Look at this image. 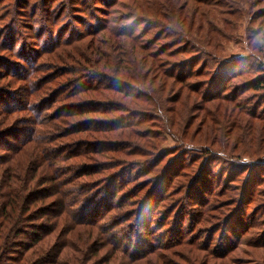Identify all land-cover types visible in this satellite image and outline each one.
<instances>
[{
	"label": "trees",
	"instance_id": "1",
	"mask_svg": "<svg viewBox=\"0 0 264 264\" xmlns=\"http://www.w3.org/2000/svg\"><path fill=\"white\" fill-rule=\"evenodd\" d=\"M39 1L40 12L46 11L47 7L44 6L48 0ZM72 1L77 6L73 9H82L79 8L81 4L78 0ZM88 1L83 2L85 7H89ZM96 1L101 6H106L108 3L111 6H116L118 0ZM192 1L202 4L201 0ZM1 2H5V0ZM8 3L15 15L21 18V23H12V25L18 27L22 32L13 30L19 36L18 41L9 36H7L8 38L0 37V55L6 53L8 57L0 62V69L4 71V73L0 72V80L8 79V83L3 84L6 87L12 85V82L21 83L22 85H19L18 89L21 90V94L23 93L25 105L16 109L8 107V98L0 96V117L7 118L18 113L17 111L23 110L26 111L29 118L23 120L19 130L16 126L11 128L13 124L7 126L3 133L0 129V149L3 148L0 154V264L55 263L53 259L40 258V255L35 254V251L25 254L31 249V246L40 241L41 237L38 234H33L28 241L24 238L22 241L16 242V236L23 235V231L27 228L29 221L26 218L34 219L32 216H23L22 214L28 213L27 205L31 200L29 198L30 195H35V191L30 188L33 180H27L20 173L18 176H14L15 172L11 165L15 162L14 157L29 146H32L30 149L35 151V160L29 166L31 173L36 174L34 165L38 169L41 167L48 169L50 174H46V176L44 174L41 177V179L44 178V182L38 186L51 185V191L48 194L58 197L51 209H59L60 213H58L65 215L68 220L71 219L75 222L77 221L75 218L80 214L86 217L79 220V222H83V225L98 224V221L103 220L105 214L102 216L100 213L98 218H88L92 210L87 211L97 203L96 198L89 196V193L94 190V185L99 182L101 187L104 186L102 198H104L105 213L124 209L123 214L118 217L123 219L125 227L121 230L124 233L115 232L114 229L109 230L117 222V218L111 221L107 227L104 226L105 223H102L101 228L104 232L107 230L106 236L111 246L114 247L113 249L129 261L137 262L144 259L155 254L158 248L169 250L184 237H186L188 245L196 246L199 251L208 256L224 260L236 249L233 247L242 238L252 233L253 229L255 231L261 229L258 226L260 222L256 220L259 215L264 214V209L257 206L251 213L254 221L250 220L248 226L244 228L228 229L229 218L225 219L222 213L219 215L220 218H216L212 223L208 222L213 212L231 205L223 204L224 202L212 204L216 195L211 191L207 194L210 200L203 197L192 199L189 196L196 183H202L212 176L213 171L207 167L209 166L208 160L204 159L200 163L202 158H193V160L180 163L179 160L185 157V154L182 153L186 151L176 150V148H174V152L170 149L147 153V148L150 146H152V151L159 149L156 142L161 143L159 133H162L164 129L167 128L170 131L176 127L180 128L178 124L182 122V118L187 112L186 109L182 113V107L186 105H183L182 99L180 100L181 96L169 98L170 101L164 100L160 92L156 88H151L147 82L154 81L152 80L155 78L154 72L163 79L177 83L190 93L200 96V104L221 102L229 105L230 108H226L228 111H223L228 115L224 129L220 125L221 121L216 112L204 111L202 119L207 122L206 137L209 138L210 144L216 142L215 139L218 142L221 140L226 146L230 145L235 150L239 148L240 153L249 154L257 145H259L257 149L264 148L262 146L264 145V115L257 114L256 109L248 105V100L239 98L238 93L264 92V74L252 78L253 80L248 79L249 81L241 82V79L251 71L253 73L264 72V66L239 59L226 60L217 55L216 48L203 46L200 48L182 30L177 28L178 31H176L172 30L170 26L169 28L157 25L153 16L146 14L145 6L138 4L136 7L135 5L130 6L132 12L117 14L109 22H105V20L99 23L95 18L93 22L86 25L79 23L80 32L72 35L73 38L60 39L41 51L30 48L31 54L27 56L26 51L21 48L17 50V44L23 43L24 37L28 40H36L43 35V31H34V23L26 24L24 22L29 19V0H8ZM65 6L64 3H61L60 8L65 9ZM146 6V9L152 7L151 5ZM119 7L122 8V4H119ZM227 12L233 13V15L238 13V11L231 12L229 10ZM52 15L53 13H51ZM51 16H48V13L43 15L48 29L53 31L50 28L55 27L54 23H57L59 19ZM89 17H93V15H89ZM158 27L160 29L157 30ZM82 31L84 33H81ZM86 37L88 39L96 37L105 39L79 53L66 51ZM156 42H160V44L154 47ZM128 44L131 48L139 51L135 54V59L128 60L132 66L131 70L121 63L122 55H126L122 49L129 51ZM61 49L66 52L64 55H57L56 53ZM43 50H47L48 55H57L56 60L59 61L57 65L60 66L55 65V68H50V72L47 67L43 70L38 68V59L42 57ZM107 51H117L119 54L116 55V60L111 56L107 58ZM200 55L204 56L203 60H200ZM182 56L185 58L179 60ZM118 57L120 58L117 59ZM252 66L256 67L252 68ZM144 67H146V71L143 70ZM38 71H41V75H49L34 80V74ZM151 71L152 75L149 77ZM194 80L201 81L192 83ZM48 92H51V95L41 103V97L46 93L48 95ZM31 98L33 101H30ZM88 98H94L97 101L88 100ZM262 98H264V94H262ZM26 102L32 103V105L27 106ZM53 103L57 105L54 106L53 112L45 114L46 109L51 108ZM167 103L170 105L168 106ZM106 117L112 118L106 119ZM140 124L142 129L138 128ZM187 124L188 119L185 128ZM38 125L46 129L40 134L41 139L36 136ZM162 126L164 129L161 128ZM153 128L156 129L151 131ZM132 130L136 136L137 134L145 136L137 141L129 140L134 136ZM119 131L127 132L124 135H127L129 142L98 141L94 143L95 141H92L93 139L88 136V134L100 133V135H104L102 138L105 139L107 134L117 132L119 133L117 137H123L120 134L122 132ZM52 132L56 134L50 140L49 135ZM10 134H14V138L19 139V142L17 144H1L2 138ZM80 134L86 135L87 138H77L79 140H72L73 143H59V141L68 140L70 137ZM182 134L185 136V132ZM55 141L58 142L53 143ZM176 141L183 142L182 137L177 138ZM26 151L25 154L30 152V150ZM212 151L211 149L204 150L203 155L214 156L215 153ZM106 153L120 158L137 157L142 161L115 158V160L104 162H95L91 159V163H85L90 161L88 156L93 154L104 156ZM44 155H46L45 158H43ZM71 158H83L86 161L76 166L71 164V168L67 171L56 166L58 163H69ZM226 159L238 158L228 155ZM183 172L192 174L189 177L190 186L187 188L189 193L184 197V200H190L189 203L183 205L178 203L179 200L170 201L166 206H162V217L159 223L154 222L153 224V219H155L153 212L161 206L164 202L163 199L167 196L160 191L162 189L159 187L161 179L167 178L162 185L168 190L174 181L181 179L184 175ZM239 175H243V172ZM97 177L99 178L96 179ZM237 177L229 178L228 176L225 178L222 188L216 191L219 199L227 197V200L224 201L228 203V201L234 200L237 204L247 197L243 187L241 192L233 188ZM220 179L222 178L220 177ZM62 187H66V191L62 190ZM232 191H235L236 195L227 196V193L232 194ZM257 198L262 200L264 194L255 199L251 197L248 203L253 204ZM116 199L117 202L112 204ZM34 200L35 198L32 201ZM150 203L153 204V207L148 209L145 215V209L151 205ZM187 211L189 218L185 220V216H180L182 215L180 213ZM96 212L99 213V211ZM39 213V215H43L51 212L42 209ZM170 215L174 216L172 229L175 224L182 227L185 222L187 223V228L183 232L179 230L180 234H184L182 239L176 238L173 242L171 241V244V242H162L163 237L147 238L153 235L151 228L161 227L164 219ZM207 226L208 228H205ZM250 227H252L251 231H249ZM27 237H29V233H27ZM259 237L261 240L253 242L252 238L250 241L254 245L264 248V235H259Z\"/></svg>",
	"mask_w": 264,
	"mask_h": 264
},
{
	"label": "rangeland",
	"instance_id": "2",
	"mask_svg": "<svg viewBox=\"0 0 264 264\" xmlns=\"http://www.w3.org/2000/svg\"><path fill=\"white\" fill-rule=\"evenodd\" d=\"M1 1L2 0H0V37L9 36L10 38H14L16 41H18L19 36L17 33H14L13 30H16L20 33L22 31L18 27H14L12 23H21V18L16 16L12 8L9 7L10 5L8 0H5V2ZM78 1L81 4L79 8L82 9H73L77 6L72 0H48L44 6L45 8L47 7V10L40 12V1L29 0V19L28 21L24 22L26 24L34 23L33 30H37L38 32L43 31V35L36 40H28L24 37L25 41L23 43L17 44V50L21 48L22 50L26 51V55L28 56L31 54V49H40L41 51V49L50 46L52 43L59 41L60 39L67 40L68 38H73L74 36L72 35L80 32V27L78 25L79 23L80 25H86L90 22H93L95 18L99 23L104 22L105 20V22H109V20L111 21L115 16H117V14L132 12L130 6L133 7V5H135L136 7V4H138L145 6L146 14H148V16H153L152 18L157 22V25L162 27L170 26L172 30L175 29L176 31H178L177 28L182 30L189 36L190 39L194 40V42L198 44L200 48L201 46L206 48H216L218 50L217 55L226 60L239 59L246 61L247 63L264 66V0H201L202 4H198L192 0H118L116 2V6H111L110 3H108L106 6H101L98 1L89 0L87 2L89 7H85L83 4V2L86 0ZM61 3L66 5L65 9L60 8ZM119 4H122L123 7H119ZM146 5H151L152 7H150V9H146ZM228 10L231 12L238 11V13L233 15V13L227 12ZM50 12L53 13L52 16ZM44 13H46V15L48 13V16H51L52 18L55 17L56 19H59L57 23H54L56 26L50 28L53 31H50L48 29V25L45 24V18L43 17ZM91 14L93 17H89ZM158 29H160V27H158L157 30ZM81 33L84 32L82 31ZM104 39L105 38L102 37H96L95 39H88L86 37L83 41L81 40L73 44L72 47H70V49H66V51L79 53L80 51H84L92 47L94 43H99L101 42L100 40ZM7 43L9 42L7 41ZM159 44L160 42H156L154 47L158 46ZM128 45L129 51L122 49L124 52H126V55H122L121 63L124 65V67H129L128 69L131 70L132 66L128 60L131 58L135 59V54H137L139 51L137 49L131 48L130 44ZM66 51L61 49L56 54L64 55ZM47 53V50L42 51V57L38 59V68L43 70L47 67L49 69L48 72H50V68H55V65H57L59 61L56 60L57 55H48ZM106 53L107 58L111 56L112 58H115V60L116 55L119 54L117 51H107ZM200 56V60H203L204 56ZM5 58L8 59L6 53H1L0 62L4 61ZM119 58L120 57L117 59ZM184 58L185 57L182 56L179 60H183ZM254 67L256 66H252V68ZM143 70L146 71V67H144ZM0 72L4 73L2 69H0ZM10 72H12V70H10ZM41 74V71L35 73L34 80L49 75ZM260 74H264V72L260 71L258 73L256 71L253 73L251 71L248 75L241 79V82L248 79L251 80ZM151 75L152 71L150 72L149 77ZM153 75L155 76V78L152 79L154 81L151 83L147 82L150 84L151 88H156L164 100L170 101L169 98L181 96L180 100L182 99L183 105H186L182 107V113L186 109L187 112L186 115L183 116L182 122L178 124L180 128L176 127L169 131L167 128L164 129L163 126L161 127L164 129L162 133H159V139L162 141L161 143L159 141L156 142V146H158L159 149L152 151V146H150L147 148V153L151 154L153 152H161L170 149H172L174 152V148H176V150L186 151L182 153L185 154V157L179 160L180 163L181 161L187 162L190 161V159L193 160V158H202L200 163L203 162L204 159L208 160L209 166L207 167H210V169L213 171L212 176L208 180L202 181V183H196L190 193L188 191L189 189L187 190V188L190 186L189 177L192 175L191 172H183L184 175H182L181 179L174 181L168 190L164 185H162V183L166 182L165 180H167V178H162L160 181L161 183L159 184V187L162 188L160 191L164 192L163 194H167V196L165 195L166 197L163 199L164 202L153 212V217L155 218L153 219V224L154 222L159 223V220L162 217V206H166V204H168L170 201L176 202L179 200L178 203L187 205L190 200H184V197L187 196L188 193L192 199H195L196 197H203L206 200H210L207 194L211 191L216 195L212 204L224 202L223 204L231 205L223 207L217 212H213L210 216V219H208V222L212 223L216 218H220L219 215L222 213L225 219L229 218L228 229L232 228L237 230L239 228L248 226V222L250 220L254 221V219L251 217V213L254 211V209H256L255 207L257 206L258 208L264 209V203H262L264 202V198H262V200L257 198L253 204L248 203L251 197L255 199L259 195L264 194V148L261 147V149H257L259 146L257 145L254 147L253 151H250L249 154H242L240 153L239 148L235 150L230 145L228 147L222 143L221 140L218 142V140L215 139L214 141L216 142L210 144L209 138L206 137L207 122L206 120L202 119V117H204V111L209 110L210 112H216L218 119L221 121L220 125L222 126V129H224L226 117L228 116L224 112H227L228 109L226 108H230V106L221 102L200 104V96L190 93L186 90V88L180 87V85L177 83L163 79L160 75H156L154 72ZM2 80L4 79L0 80V96L3 98L5 97V99L8 98V107H13L16 109L24 106L25 99L22 97L23 93L21 94V90L18 89V86L22 84L12 82V85H8L6 87L3 84L6 82L8 83V79H5L4 81ZM200 81L201 80H194L192 83H197ZM262 94H264V92L254 93L250 91L247 93H238L239 98L248 100V105L253 106L256 109L257 114L264 115V98H262ZM49 95H51V92L48 95L47 93L46 95H43L41 97V103L42 101H45ZM88 100L97 101V99L94 98H88ZM30 101H33V99L31 98ZM26 104L27 106L32 105V103L28 104L27 102ZM167 105L169 106L170 104L167 103ZM54 106L57 105L53 103L51 108L49 107L46 109L45 114H51L53 112L52 110L55 108ZM17 112L18 113L10 115L7 118L0 117V129H2V133L3 130L7 129L6 127L11 124H13L11 128L16 126L17 130H19V128L22 127L23 120L25 118H29L25 113L26 111L21 110ZM109 118L112 117H106V119ZM187 119L188 124L185 128L184 126L187 122ZM26 120L28 121L29 119ZM258 125L261 126V124ZM141 127V124L138 125V128L142 129ZM155 129L156 128H153L151 131ZM45 130V127L38 125L36 127V136L41 139L42 137L40 134ZM132 131L134 132V130ZM183 132H185V136L182 134ZM126 133L127 132H122L120 134H122L123 137H117L119 133L114 132V134H107L105 139L102 138L104 135H100V133L88 134V136L93 139L92 141H95L94 143L98 141L126 143L129 142L127 135H124ZM55 134L56 133L52 132L49 135L50 140L53 139V135ZM80 135L70 137L68 140L65 139L64 141H59V143H73L72 140H79L77 138H87L86 135ZM14 136V134H10L6 137H3L1 144H17L19 139L14 138ZM143 136L145 135L137 134L136 136L134 132V136L129 138V140L137 141L142 139ZM181 137L183 142L176 141L177 138L179 139ZM57 142L58 141H55L53 143ZM31 147L32 146L27 147L24 149L25 151L15 156L13 159L15 162L11 165L13 171L15 172L14 176H18V173H20L22 176H25L27 180H33L31 181L32 187L30 188L34 189L35 191V195H30L31 197L29 199L31 200L29 202V199L27 200V207L29 210L28 213L22 214L23 216H32L34 219L26 218V220L29 221L27 228L23 231V235L20 237L16 236V242L22 241L24 238L26 241H28L32 238L33 234H38V236L41 237L40 241H38L36 245L31 246V249L25 253L26 255L35 251V254L40 255V258L43 257L42 259H53L55 263L51 264H202V261L203 264H264V248L260 247L259 245H254L250 241L252 238L253 242H255V240H261L259 235H264V232L261 233V231H264V214L259 215L256 220L260 222L258 226H260L261 229L255 231L254 229L252 230V227H250L249 231L252 230V233L246 235L238 242L235 247H233L236 249L228 255L227 259L218 260L211 255L210 257L206 255V253L199 251L196 246L188 245L186 237L182 239L184 234H180L187 228V223L185 222L182 227H180L178 224H175L173 227L174 229H172V220L174 219V216L170 215L168 218L164 219V223L161 225V227H152L151 229L153 235L147 238L156 239L157 237H163L162 242H173L176 238H180L182 240L180 242L177 241V245H173L169 250L157 247L158 249L155 254H152L137 262L129 261L121 253L119 254L113 249L114 247L111 246L106 236L107 230L104 232L101 228L102 223H105L104 226L107 227L111 221L118 218L117 222H115L109 228V230L114 229L115 232L124 233L121 231L125 227L123 219H119L118 217L123 214L124 209L121 211L115 210L105 213L103 207L104 198H102L104 194L102 191L104 186L102 185L101 187L99 182L94 185V190L89 193L90 197L96 198L95 201H97V203L94 205V207H91L87 211L90 212L92 210L88 215V218H98L100 213H102V216L105 214L104 219L98 221V224L83 225V222H79V220H83V218L85 219L86 217L81 214L75 218L77 221L74 222L71 219L70 221L65 215L59 214V209H51L52 205H54L58 200V197L48 194L51 191V185L46 184L41 187L38 186L44 182V178L41 179V177H43L44 174L46 176V174L50 173L45 167L38 169L36 165H34L36 174L33 175L31 173L29 166H31V162L35 160V151H32V149H30ZM209 148L213 150L212 152L215 153V157L203 155V151L210 150ZM1 149L0 154L2 151ZM26 150H30V152L25 154L27 152ZM228 155L238 159L228 160L226 159V156ZM45 157L46 155L43 156V158ZM88 158H90V161L88 162H85L86 160L83 158H71L69 163H58L56 166L59 169L62 168L63 170L67 171L71 168V164L76 166L82 164L83 162L86 164L91 163V159L95 162H104L115 160V158L120 157H113L112 154L106 153L104 156L93 154L88 156ZM120 159H125L127 161H142L141 158L137 157H124ZM241 172H243V175H239ZM228 176L229 178L238 176L236 183L233 184V188L238 189L237 191L241 192L243 187L247 196L237 204L234 200H230L228 203L227 201H224L225 199L227 200V197L219 199L217 196L218 193H216V191H219L220 188H222L221 186H223L225 183L223 181ZM220 177L222 179H220ZM98 178L99 177L96 179ZM66 187H62V190L66 191ZM47 195L49 196L47 197ZM235 195V191H232V194L227 193V196ZM34 198L35 200L32 201ZM116 202L117 199L116 201H113L112 204ZM150 204L151 205L147 206L145 209V215L146 211L153 207V204ZM42 209H47V211L50 210L51 213L39 215V211ZM96 211H99V213ZM180 214H182L180 215L182 217L185 216V220L189 218L187 215L188 211ZM205 228H208V226ZM27 233H29V237H27Z\"/></svg>",
	"mask_w": 264,
	"mask_h": 264
}]
</instances>
